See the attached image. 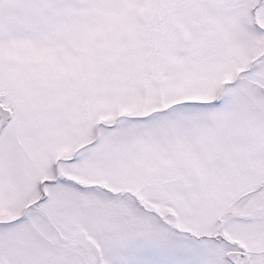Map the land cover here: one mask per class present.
<instances>
[{"label": "snow or ice", "instance_id": "obj_1", "mask_svg": "<svg viewBox=\"0 0 264 264\" xmlns=\"http://www.w3.org/2000/svg\"><path fill=\"white\" fill-rule=\"evenodd\" d=\"M0 264H264V0H0Z\"/></svg>", "mask_w": 264, "mask_h": 264}]
</instances>
